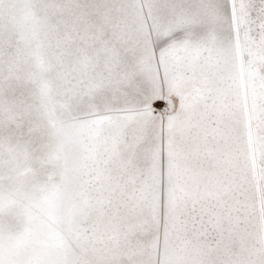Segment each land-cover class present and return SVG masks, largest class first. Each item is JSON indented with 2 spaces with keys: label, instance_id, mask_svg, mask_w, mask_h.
I'll return each instance as SVG.
<instances>
[{
  "label": "snow or ice",
  "instance_id": "1",
  "mask_svg": "<svg viewBox=\"0 0 264 264\" xmlns=\"http://www.w3.org/2000/svg\"><path fill=\"white\" fill-rule=\"evenodd\" d=\"M0 264H264V0H0Z\"/></svg>",
  "mask_w": 264,
  "mask_h": 264
}]
</instances>
